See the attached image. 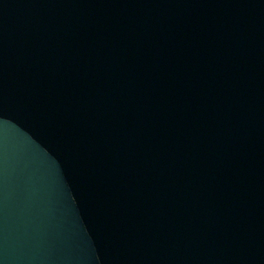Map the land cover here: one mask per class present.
Listing matches in <instances>:
<instances>
[{
	"label": "water",
	"instance_id": "obj_1",
	"mask_svg": "<svg viewBox=\"0 0 264 264\" xmlns=\"http://www.w3.org/2000/svg\"><path fill=\"white\" fill-rule=\"evenodd\" d=\"M0 264H264V0H0Z\"/></svg>",
	"mask_w": 264,
	"mask_h": 264
}]
</instances>
